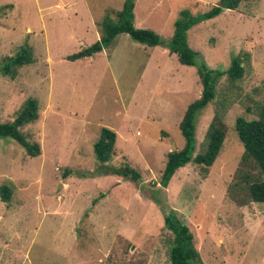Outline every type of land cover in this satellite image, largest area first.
<instances>
[{"label":"rangeland","instance_id":"1","mask_svg":"<svg viewBox=\"0 0 264 264\" xmlns=\"http://www.w3.org/2000/svg\"><path fill=\"white\" fill-rule=\"evenodd\" d=\"M217 1L135 0L134 24L164 43L120 33L100 52L68 60L99 38L102 16L123 0H0V63L25 45L34 58L14 78L0 74V123L36 98L39 116L21 131L40 146L31 156L0 137V185L12 189L10 201L0 199V264H171L169 210L192 231L200 264H264V202L249 195L262 176L242 157L235 129L238 116L255 119L264 108V0L243 1L188 30L198 64L226 70L241 54L244 74L233 82L221 76L196 119L194 154L205 150L215 114L224 122L208 172L189 162L167 187L159 184L167 153L184 145V111L202 92L198 65L181 64L165 42L182 9L197 16ZM102 127L116 133L107 163L93 152ZM125 163L140 180L105 173Z\"/></svg>","mask_w":264,"mask_h":264},{"label":"trees","instance_id":"2","mask_svg":"<svg viewBox=\"0 0 264 264\" xmlns=\"http://www.w3.org/2000/svg\"><path fill=\"white\" fill-rule=\"evenodd\" d=\"M243 1L247 0H218L216 4L197 16H192L187 10L182 9L180 11L181 18L174 23L173 35L165 42V47L170 53L176 54L181 64L198 65L197 72L202 85V92L198 98L188 104L180 120L179 130L184 138V145L180 149H174L167 153L159 180L162 187H167L176 170L189 162L200 166V169L206 174L221 150L225 138L224 122L218 114H215L207 129L205 150L202 153L194 154L196 119L214 98L215 85L221 76L226 75L231 82L243 76L244 57L241 54L234 55L226 70L212 69L202 60L198 64L196 59L197 57L201 59V55L189 46L187 32L193 25L219 15L223 9H236ZM134 5L135 0H123L120 9L115 11L113 16L110 13H105L99 22V38L79 51L69 54L66 58L76 60L92 56L104 47L110 46L120 33H126L132 40L148 46L164 43L154 30L137 27L134 24ZM33 61L31 47L29 45L22 46L14 55L6 57L0 63V74L14 78L18 68ZM38 116L37 99L26 98L11 121L0 123V137H10L27 154L31 156L38 155L40 153L39 144L30 142L21 131V127L35 121ZM235 129L243 146L242 157L251 160L262 176L261 179L251 182L249 195L252 201L264 202V108L255 119L247 120L238 116L235 120ZM115 141L116 133L108 127H102L98 139L93 143V152L99 162L107 163L111 160L114 155ZM105 173L118 175L134 183L141 178L140 171L129 165V163H125L121 167L105 169ZM11 194L12 189L9 184L3 183L0 185L1 201H10ZM152 199L156 201V198ZM163 223L164 227L172 234L168 253L171 264H200V255L194 246V235L188 225L174 210L164 212Z\"/></svg>","mask_w":264,"mask_h":264}]
</instances>
